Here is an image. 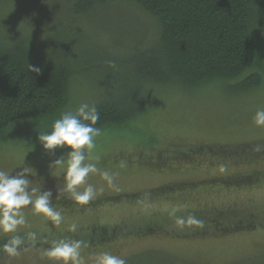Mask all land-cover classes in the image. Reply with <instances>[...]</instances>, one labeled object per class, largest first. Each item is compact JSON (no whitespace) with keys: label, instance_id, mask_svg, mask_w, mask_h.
<instances>
[{"label":"rangeland","instance_id":"1","mask_svg":"<svg viewBox=\"0 0 264 264\" xmlns=\"http://www.w3.org/2000/svg\"><path fill=\"white\" fill-rule=\"evenodd\" d=\"M102 13L83 18L86 29L105 41L123 44L133 36L128 34L138 31L127 16L115 19V14ZM41 19L29 3L0 4V23L14 35L30 26L37 29ZM91 21L98 26H87ZM80 86L77 107L70 111L87 104L97 90L90 79ZM260 111L263 85L239 95L227 94L220 83L191 92L179 87L165 91L143 119L93 137L94 147L85 146L83 164L96 170L71 189L70 146H0V171L26 179L32 201L18 210L17 218L24 222L15 231L0 226V238L30 232L37 244L3 255L0 264H101L105 253L123 260L133 257L125 264H264V124L256 122ZM245 145L252 149L245 150ZM180 182L193 186L157 192ZM88 186L93 195L81 203L76 194ZM45 194L48 204H57L50 208L60 214L59 221L36 209L35 200ZM2 215L0 210V219ZM218 220L222 228L241 225V230L213 231ZM208 227L211 233L201 235V228ZM111 229V238L98 241ZM73 235L95 238L87 246L71 242ZM64 245L75 247L76 254L62 255Z\"/></svg>","mask_w":264,"mask_h":264},{"label":"trees","instance_id":"2","mask_svg":"<svg viewBox=\"0 0 264 264\" xmlns=\"http://www.w3.org/2000/svg\"><path fill=\"white\" fill-rule=\"evenodd\" d=\"M4 3H29L42 19L37 29L29 25L15 35L0 23V146H38L41 132H51L63 113L78 116L69 108L76 106L81 81L88 79L97 83L87 104L99 114L92 126L100 131L130 127L156 106L163 92L176 87L191 92L220 83L227 94L239 95L264 86V0H0ZM97 12L115 14V19L127 16L138 31L123 44L105 41L85 26L83 17ZM94 24L98 26L94 21L87 26ZM29 65L40 67V73L29 71ZM190 186L180 182L156 189L166 194ZM218 225L223 224L215 221L213 231L221 234L241 230V225L228 230ZM112 232L98 241L111 238ZM210 233L209 227L201 228V235ZM13 235L21 238L17 248L37 245L30 232ZM13 235L0 238V259L9 254L4 245ZM75 236L71 242L83 245L95 238Z\"/></svg>","mask_w":264,"mask_h":264},{"label":"clouds","instance_id":"3","mask_svg":"<svg viewBox=\"0 0 264 264\" xmlns=\"http://www.w3.org/2000/svg\"><path fill=\"white\" fill-rule=\"evenodd\" d=\"M29 71L40 73L41 69L37 66H28ZM87 109V111H86ZM78 116L91 123H82L77 115L63 113L60 119H57L51 132H41L38 139L46 150H54L58 146H70L72 149L71 158L67 171L69 188L84 183L86 176L90 171H95V165H84V149L94 147L93 137L99 135L100 129L92 125L99 119V114L95 107H89L88 104H82L77 109ZM257 124H264V111L257 113ZM106 179H110L108 173H104ZM28 181L22 177L10 176L7 172L0 171V210H2V219L0 226L5 232L15 231L17 225L23 223V218H17L18 210L23 205L29 204L31 198L25 191ZM93 195V188L88 186L83 193H77L76 199L81 203H87ZM48 194L40 196L35 200L37 210L52 216L59 221L60 214L54 212L48 204ZM21 244V238L14 236L9 243L4 245L5 250L12 255L17 253V247ZM64 256L71 257L76 254V248L71 245H64ZM101 264H125L123 259L108 253L103 254Z\"/></svg>","mask_w":264,"mask_h":264},{"label":"snow or ice","instance_id":"4","mask_svg":"<svg viewBox=\"0 0 264 264\" xmlns=\"http://www.w3.org/2000/svg\"><path fill=\"white\" fill-rule=\"evenodd\" d=\"M61 254H62V255H64L65 253H64V252H62Z\"/></svg>","mask_w":264,"mask_h":264}]
</instances>
